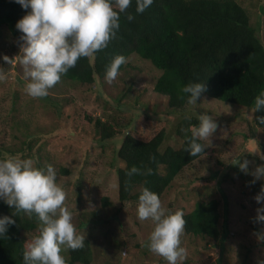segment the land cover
Masks as SVG:
<instances>
[{
    "label": "rangeland",
    "instance_id": "374dc122",
    "mask_svg": "<svg viewBox=\"0 0 264 264\" xmlns=\"http://www.w3.org/2000/svg\"><path fill=\"white\" fill-rule=\"evenodd\" d=\"M237 2L249 13L264 43V0ZM20 43L7 27L0 29V67L8 75L0 82V148L19 152L31 141V150L21 158H32L36 166L51 163L55 167L73 223L90 243L91 264H168L147 246L151 220L138 218V203L120 201L116 169L122 165L116 153L128 133L146 139L165 129L164 148L180 146L172 134L178 116L169 108L168 96L155 91L162 72L132 54L111 83L103 79L89 85L62 77L47 96L34 98L25 91L27 80L18 58L12 64L3 60L4 55H19ZM184 112L197 117L208 113L218 128L203 140L206 154L185 167L164 193L163 206L185 214L200 200L218 199L220 226L226 220L228 229L220 241L184 231L181 240L187 257L180 264H257L258 259H264V241L258 240L252 226L259 223L255 217L260 205L255 196L264 179L250 183L253 176L232 162L240 156L241 162H251L250 169L264 164L260 159L264 130L255 126L250 109L205 95L196 104L187 105ZM84 113L121 124L120 133L102 140ZM224 199L228 201L226 217ZM37 231L24 233V237L30 240ZM62 254L68 257V249Z\"/></svg>",
    "mask_w": 264,
    "mask_h": 264
},
{
    "label": "trees",
    "instance_id": "16d2710c",
    "mask_svg": "<svg viewBox=\"0 0 264 264\" xmlns=\"http://www.w3.org/2000/svg\"><path fill=\"white\" fill-rule=\"evenodd\" d=\"M135 8L133 0L128 11L134 19L128 20L126 14H121L118 35L107 48L91 57H81L75 67L62 75L82 84H96L104 79L113 57L121 54L127 59L136 54L162 72L155 91L168 96L169 108L178 116L172 134L180 146L164 148L168 138L165 129L157 130L146 139L128 133L116 153L117 162L122 164L116 168L122 203H138L144 186L156 191L162 199L183 169L206 154V146L204 152L196 156L186 149V138L191 136L190 126L198 125L199 121L197 116L184 112L189 105L187 94L181 91L184 84L204 81L207 88L202 95L250 109L255 126L264 130V123L257 119L264 116V107L254 112V98L264 92V43L251 24L249 13L237 0H154L143 13H137ZM25 14L26 9L16 0H0V29L7 27L13 38L20 40L16 22ZM124 66L125 63L120 66L119 73ZM83 116L98 129L102 140L112 139L120 133L119 123L102 121L87 113ZM200 142L204 144L203 140ZM31 148V141L19 152L0 148V158L21 157ZM133 165L153 171L129 177L127 171ZM105 204H108L107 199ZM220 205L218 199L198 201L191 212L183 214L185 233L220 241L228 229L226 220L220 226ZM227 206L228 201L224 199L225 217ZM0 215H14V206L0 200ZM14 218L16 223L9 226L5 237L0 238V264H24V244L28 241L24 233H32L39 226L35 214L30 217L20 212ZM252 227L256 232L261 231L264 223ZM65 259L67 264H91L89 241L85 240L81 248L68 249Z\"/></svg>",
    "mask_w": 264,
    "mask_h": 264
},
{
    "label": "clouds",
    "instance_id": "9594fccd",
    "mask_svg": "<svg viewBox=\"0 0 264 264\" xmlns=\"http://www.w3.org/2000/svg\"><path fill=\"white\" fill-rule=\"evenodd\" d=\"M133 0H16L28 10L16 22L20 31V54L15 58L8 55L3 60L12 64L17 58L27 80L25 91L39 98L49 94L69 69L76 66L81 57H91L108 47L117 37L121 27V14L128 20L134 19L128 11ZM154 0H135L137 13H143ZM124 55H116L107 66L104 79L111 83L120 66L126 63ZM8 75L0 67V82ZM204 81H190L181 88L187 94V102L196 104L206 91ZM255 109L264 107V92L254 98ZM264 123V116L257 117ZM198 125L190 126L191 136L187 137L189 154L196 156L204 152L200 141L213 135L218 128L216 119L208 114L198 115ZM152 159H155L153 156ZM264 160V154L260 156ZM251 162L240 156L233 158L232 164L246 174L253 176L250 183L264 179V164L249 168ZM153 170H142L133 165L128 169L129 177L135 174H150ZM260 205L256 209V222L264 223V184L255 196ZM0 200L14 206V215H0V238L6 236L10 225L16 223L15 214L24 212L35 214L39 227L37 233L24 244V264H67L62 254L64 249L84 246L85 236L78 232L73 223V212L65 205L66 190L57 182L55 167L36 166L32 158L7 156L0 158ZM137 216L140 220L150 219L152 230L148 236V248L162 256L168 264H180L187 257V249L182 245L185 227L183 212L172 211L163 206L156 191L144 186L138 196ZM258 240L264 241V231H257ZM257 264H264L258 259Z\"/></svg>",
    "mask_w": 264,
    "mask_h": 264
}]
</instances>
